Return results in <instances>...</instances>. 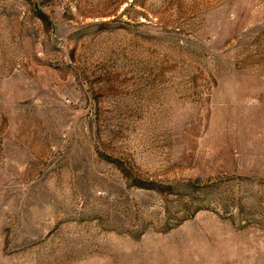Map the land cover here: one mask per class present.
Here are the masks:
<instances>
[{
	"label": "rangeland",
	"instance_id": "obj_1",
	"mask_svg": "<svg viewBox=\"0 0 264 264\" xmlns=\"http://www.w3.org/2000/svg\"><path fill=\"white\" fill-rule=\"evenodd\" d=\"M0 264H264V0H0Z\"/></svg>",
	"mask_w": 264,
	"mask_h": 264
}]
</instances>
